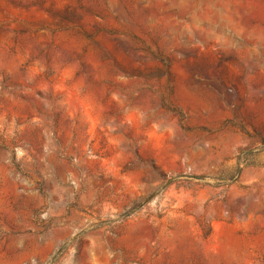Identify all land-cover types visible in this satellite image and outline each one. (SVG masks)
I'll list each match as a JSON object with an SVG mask.
<instances>
[{
	"label": "rangeland",
	"instance_id": "obj_1",
	"mask_svg": "<svg viewBox=\"0 0 264 264\" xmlns=\"http://www.w3.org/2000/svg\"><path fill=\"white\" fill-rule=\"evenodd\" d=\"M0 264H264V0H0Z\"/></svg>",
	"mask_w": 264,
	"mask_h": 264
}]
</instances>
